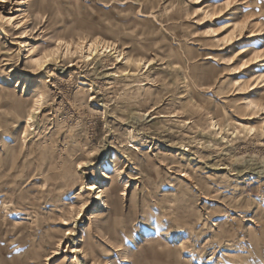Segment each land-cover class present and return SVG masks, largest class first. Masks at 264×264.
Instances as JSON below:
<instances>
[{"label":"rangeland","instance_id":"rangeland-1","mask_svg":"<svg viewBox=\"0 0 264 264\" xmlns=\"http://www.w3.org/2000/svg\"><path fill=\"white\" fill-rule=\"evenodd\" d=\"M200 1L0 3V152L12 155V170L0 162V264H264V135L245 131L264 112L243 108L247 97L264 108V62L246 73L227 65L241 47L246 59L264 53V13L251 25L261 35L230 50L212 33L240 10L261 12L264 0H232L217 25ZM96 37L114 47L88 60V46H75ZM59 40L73 47L38 72L30 58ZM49 139L57 144L48 161L71 149L89 165L73 189H57L67 178L54 183L48 165L36 168ZM82 183L109 189L108 208L96 211L98 189L77 195Z\"/></svg>","mask_w":264,"mask_h":264},{"label":"bare ground","instance_id":"bare-ground-1","mask_svg":"<svg viewBox=\"0 0 264 264\" xmlns=\"http://www.w3.org/2000/svg\"><path fill=\"white\" fill-rule=\"evenodd\" d=\"M210 0H201L200 1V10L201 12L203 13L204 17H208L210 20L209 23H213V24H218V22L220 21H223L225 18L224 16H227L233 9H235V7L233 6H227V3H226V0L225 2L222 4V6H210L208 4ZM239 2L242 3V7L243 8H247L245 7L246 5H251L255 2L259 3L258 1H261V0H238ZM0 3H5V0H0ZM7 3V2H6ZM203 5V7H202ZM232 5V3H231ZM263 10L261 12L259 11H256V9H250L247 13H244L243 10H240L239 13H241L240 15H236V19H239L237 22H234V23H230V22H227L225 25H223L224 27L222 28V26L220 28H218V30H213L212 33L213 34V37H216L217 38V41L220 42L222 45H225L227 46V48H229V50L232 48V47H235L237 45H240L241 41L244 40H248V39H255L257 37H259L261 35V32L256 26H251L253 25V23L255 21H259L257 15L258 14H261V13H264V4H261L260 5ZM224 15V16H223ZM256 15V16H255ZM13 18V17H12ZM244 20H247L248 21V25H247V28L244 30V35L243 37H240V36H237V38L235 40H231V42L229 43H225L223 42V37L225 36L224 34L227 33L231 28L232 30H230V32H232L235 27H236V24L237 23H241L243 22ZM257 28V29H255ZM255 29V30H253ZM249 30V35H246V33L248 32ZM224 32V33H223ZM229 32V33H230ZM220 34V36H222L221 38H219L220 36H217V34ZM223 33V34H222ZM23 36V35H22ZM248 36V37H247ZM262 36H264L262 34ZM216 40V39H215ZM89 45H91V42H88L84 45V46H88V49H89ZM20 46V45H19ZM83 46V47H84ZM20 48V47H19ZM97 48L93 49L92 51H96ZM102 49V48H101ZM68 51V49H67ZM246 49L245 48H238V50H235L233 52V54L230 56V59L228 60L227 62V65L228 67H237V69L241 70L240 72L241 73H244L247 69H251V67H253V65H257V63L259 62H264V53L263 54H259L260 52H258L257 50H254L252 52V56L248 59L244 58V56L246 55ZM28 52V51H27ZM32 53V52H31ZM116 53V58L119 59L120 56L122 55L121 53H118V52H115ZM91 55V54H90ZM43 55H41L40 57H31L30 58V62L31 64H33L37 69H38V72H43L45 71L46 69H48V67L51 65L50 61L47 62V63H44L42 66H38L34 63V61L36 59H40L42 58ZM2 58V57H1ZM6 59V57H5ZM123 59H126V58H123ZM203 59V58H202ZM213 59V56L211 55H208L205 57V60H212ZM59 61V60H57ZM215 61V60H213ZM246 61H249V63H247L246 66L244 67H241V65L245 64ZM180 63V62H179ZM71 65V64H70ZM74 65V64H73ZM181 65V64H180ZM234 65V66H232ZM130 66V65H129ZM198 66V65H197ZM264 66V64H263ZM72 67V66H71ZM133 67H136V65L134 64ZM131 68V67H130ZM184 68V67H183ZM201 68V67H200ZM64 69V68H63ZM136 69V68H135ZM185 69V68H184ZM12 70V69H11ZM131 70V69H130ZM137 70V69H136ZM130 72V71H129ZM133 72V71H132ZM138 72V71H137ZM240 72H238L240 74ZM236 73V74H238ZM246 73V72H245ZM46 74V73H45ZM136 74V73H135ZM134 74V75H135ZM184 78L186 79V75H185V72H184ZM116 77V76H115ZM30 78V77H29ZM260 78L264 79V75L260 76ZM41 80V79H40ZM87 80V79H86ZM260 81V80H259ZM187 82V81H186ZM264 82V81H262ZM261 82V83H262ZM26 84H30L29 80L26 78V81H25ZM132 84V83H131ZM55 85V84H54ZM235 85H238L240 87L241 83L240 82H236L235 81ZM27 86V85H26ZM50 86V85H49ZM124 86V85H123ZM258 86V85H256ZM51 87V86H50ZM125 87V86H124ZM127 87V85H126ZM246 87L248 88V91L249 92H252L254 91L255 86H253V83L251 84H248L246 85ZM264 88V84H262L259 88L257 89H260V88ZM7 88V87H6ZM126 89V88H125ZM90 90H91V87H90ZM121 90V89H120ZM187 90V89H186ZM184 90V91H186ZM189 90V88H188ZM2 91V90H1ZM39 91V90H38ZM90 92V91H89ZM36 93V92H35ZM112 93V92H111ZM188 93V92H187ZM189 94V93H188ZM220 94V93H219ZM21 95V94H20ZM45 95V94H44ZM187 95V94H186ZM7 97V96H6ZM28 98V97H27ZM35 100L33 101L35 103L34 106H37L36 109H38V106L40 105L41 103V100H42V95H38V96H35ZM93 98V97H91ZM92 100V99H91ZM29 102V101H28ZM32 102V103H33ZM129 104V103H128ZM253 105H255L256 107H252ZM243 108L244 110H249L250 112H253L252 114H257L258 112V109L260 108L259 105L255 104L252 100H250V98L247 97L246 99V102L244 103L243 105ZM32 111V110H31ZM152 112V111H150ZM103 114V113H102ZM6 115V114H5ZM145 116H147V112H145ZM12 120V119H11ZM32 120V117L29 116L28 117V122H30ZM217 122H215L216 124ZM261 125H264V118L262 120H260V124L256 127L257 129V132L261 133L262 135H264V131H261ZM13 126V125H12ZM15 126V125H14ZM28 126V125H27ZM217 126V125H216ZM25 127V126H24ZM219 129H222L221 127H217V130L219 131ZM24 130V129H23ZM220 134V133H219ZM57 139V137H56ZM224 139V138H222ZM42 144H40L41 146L43 147H39V156H40V163L39 165H36L38 167L37 170H41V168L39 167H42V166H46L48 165V169H47V173H50V177L53 178L54 180V183L57 184V181L59 179H64L67 178V182L64 184V185H59V187H57V189H60L62 187H65V189H73V184L70 183L71 179H78V177H83L85 179V172L87 170V168L89 167V165L87 163H85L83 160H81L80 158H78L76 155L77 153H75L73 150H68L66 151L65 153L62 154V156H60V159L59 160H55V161H48L47 159V155L46 153L49 151L51 152V155L54 156V151H55V144H57V140L53 141L52 139H49V140H43L41 141ZM39 145V146H40ZM0 156H2L0 158V162L5 166V167H8V171L12 170L11 169V164L12 162H9V160H11V156L10 154H4L2 155V153L0 152ZM48 162H50V164L52 165H49L47 164ZM72 163V164H70ZM37 164V163H36ZM70 165H73V168L72 166H69ZM98 166V165H97ZM99 169L98 172L99 174H102L104 176V179L109 181V180H112V178L110 176H108L107 174L103 173V170L101 169V167L99 166L98 167ZM96 171V170H95ZM120 175V174H119ZM71 177V178H70ZM136 179V178H135ZM119 181V180H118ZM112 182V181H111ZM112 184V183H111ZM56 188V187H55ZM94 189H98L96 194H95V199H98L99 200V203H100V206L99 208H97L96 211H100L102 209H107L108 208V205L106 202V198H108L109 194L108 192L110 191L109 189L108 190H102V189H99V188H95L94 185H90L88 186L87 184L85 185L84 183L80 184V187H79V193L77 195H81V194H84V192L88 191H93ZM87 193V192H86ZM125 194V190H123V195ZM118 199V198H117ZM97 200V201H98ZM89 201V200H88ZM108 201V200H107ZM111 202H115V200L113 199V197H111L110 199ZM116 204V203H115ZM84 205V204H83ZM82 205V208L79 209L78 211V214L76 216V220H78L81 216V213L83 212V206ZM113 207V206H112ZM115 207V206H114ZM111 208V206H110ZM112 209V208H111ZM115 211V210H114ZM96 216V215H95ZM246 222H249L250 220L249 219H246L245 220ZM101 224V223H100ZM73 231L72 230H68L66 233H65V236H69V235H72ZM64 240H67L66 238L64 239L63 238H60L59 240H57V249H59V246L61 245V243L64 241ZM70 240H68L69 242ZM57 251V250H56ZM73 251H75V249L73 248ZM72 251V252H73ZM77 252V251H76ZM83 253H86V255H88V252H86V250L83 251ZM55 255H58L57 253Z\"/></svg>","mask_w":264,"mask_h":264},{"label":"snow or ice","instance_id":"snow-or-ice-1","mask_svg":"<svg viewBox=\"0 0 264 264\" xmlns=\"http://www.w3.org/2000/svg\"><path fill=\"white\" fill-rule=\"evenodd\" d=\"M227 6H231L232 0H226ZM0 20H5L4 17L0 16ZM7 23H11V18H7L6 19ZM248 25V21L244 20L241 23H237L235 29L226 34L223 37V42L225 43H229L231 42V40H235L237 38V36L243 37L244 35V30L247 28ZM224 26H222L223 28ZM87 43V38H81L79 43L75 46L77 51H81L83 49V46ZM61 46H63L66 49H71L73 47V45L71 43H66L64 40H59L57 41V47L54 49H51L49 52H45L43 57L40 59H36L34 61V63L38 66H42L44 63H47L49 61H51L52 59H54L55 57H58L61 53H60V48ZM97 47H103L104 51H111V47H114V45L109 46L107 43L105 44H101L100 42V38L96 37L95 40H93L91 42V45H89V52H91V55L87 56L86 59L91 60L92 56L95 55L96 53L94 51H92L93 49L97 48ZM75 55L76 53H70V52H65L64 55ZM128 64H133L135 63L136 67H140V65H142L144 63L143 60H138V61H133L131 59H129L128 61H126ZM148 63H152V61H149ZM247 63H249V61H246L245 64L241 65V67H244L247 65ZM252 107H256L255 105H253ZM33 111H35V109H33ZM258 111L260 112H264V108H259ZM213 129H216V125H213ZM224 131H226V129H219V132L222 134ZM245 131L250 135L252 133H255L257 131L256 127L253 126H245ZM261 131H264V125H261ZM241 133L239 132H234L231 133V135H240ZM92 155H95V153H93Z\"/></svg>","mask_w":264,"mask_h":264}]
</instances>
